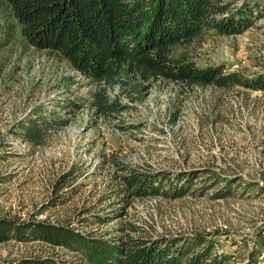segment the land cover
<instances>
[{"label": "rangeland", "instance_id": "obj_1", "mask_svg": "<svg viewBox=\"0 0 264 264\" xmlns=\"http://www.w3.org/2000/svg\"><path fill=\"white\" fill-rule=\"evenodd\" d=\"M255 2L256 22L245 33L208 32L177 55L264 74V0ZM129 81L108 90L122 110L103 114L94 105L99 85L66 60L35 50L20 32L0 50V218L69 224L92 235L128 222L154 235L202 234L229 263L242 261L264 223V92ZM28 120L53 123L40 144L18 136ZM131 171L165 173V189L185 193L134 198L123 191ZM221 190L232 196L214 198ZM58 252L72 256L11 241L0 244V264Z\"/></svg>", "mask_w": 264, "mask_h": 264}, {"label": "trees", "instance_id": "obj_2", "mask_svg": "<svg viewBox=\"0 0 264 264\" xmlns=\"http://www.w3.org/2000/svg\"><path fill=\"white\" fill-rule=\"evenodd\" d=\"M255 1L0 0L6 24L0 27V50L20 32L35 50L66 60L75 71L99 85L94 105L103 114L122 110L119 103L110 100L108 90L129 85L130 78L147 84L167 81L183 88L264 92V74L250 77L228 72L224 65L201 66L187 55L176 53L178 47L189 46L208 32L219 36L245 33L256 22L254 13L259 7ZM53 126L48 120H41V125L28 120L21 124L18 136L40 144L45 129ZM122 180L123 191L134 198H178L185 193L173 186L165 189L171 178L161 172L131 171ZM231 196V191L221 190L213 197ZM94 221L108 222L102 217ZM11 241L42 242L72 255L64 258L58 252L24 258L16 264H260L264 223L247 240L246 258L233 263H229V254L216 251L212 237L154 235L132 222L92 235L69 224L0 218V244Z\"/></svg>", "mask_w": 264, "mask_h": 264}]
</instances>
